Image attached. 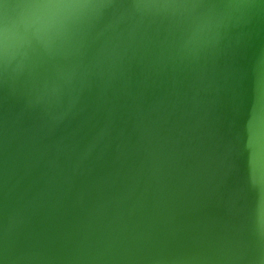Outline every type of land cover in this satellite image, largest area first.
Returning a JSON list of instances; mask_svg holds the SVG:
<instances>
[{"label": "water", "instance_id": "water-1", "mask_svg": "<svg viewBox=\"0 0 264 264\" xmlns=\"http://www.w3.org/2000/svg\"><path fill=\"white\" fill-rule=\"evenodd\" d=\"M262 222L264 0H0V264H255Z\"/></svg>", "mask_w": 264, "mask_h": 264}, {"label": "bare ground", "instance_id": "bare-ground-1", "mask_svg": "<svg viewBox=\"0 0 264 264\" xmlns=\"http://www.w3.org/2000/svg\"><path fill=\"white\" fill-rule=\"evenodd\" d=\"M182 28H179L181 30H184V33L183 34H172L170 35L166 41H165V44L166 46H168L169 48V55H170V65H174L175 64V56L178 55L185 42H187V37L189 36L190 34V28H188V26H184L183 24L180 25ZM249 34H252L251 32H247L245 33V35H243V39H246L248 37ZM244 55L246 59L249 58V56L251 55V43L248 42V44H244ZM218 55V52L217 54L215 55V52L212 51L209 53L208 56H206L207 60L205 62V67L208 66V68H212L213 66L216 65V57Z\"/></svg>", "mask_w": 264, "mask_h": 264}, {"label": "rangeland", "instance_id": "rangeland-1", "mask_svg": "<svg viewBox=\"0 0 264 264\" xmlns=\"http://www.w3.org/2000/svg\"><path fill=\"white\" fill-rule=\"evenodd\" d=\"M264 222L261 223V229H260V237L258 241L257 248L255 250V264H264V227H262Z\"/></svg>", "mask_w": 264, "mask_h": 264}]
</instances>
